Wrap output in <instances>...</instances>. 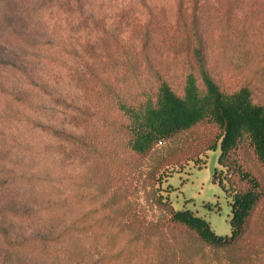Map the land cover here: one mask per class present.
<instances>
[{
    "label": "trees",
    "instance_id": "obj_1",
    "mask_svg": "<svg viewBox=\"0 0 264 264\" xmlns=\"http://www.w3.org/2000/svg\"><path fill=\"white\" fill-rule=\"evenodd\" d=\"M210 1L0 0L2 264H131L138 257L148 264H212L205 258L214 250L242 247L264 183L233 153L248 139L264 169V103L253 100L254 77L264 75V48L254 46L256 34L251 38L247 28L231 44L226 33L241 21L239 2L216 10ZM253 13L262 16L264 8H250ZM122 24L133 31L117 32ZM252 25L248 29L259 32L264 20ZM217 40L223 42L214 46ZM184 45L183 61L172 58L167 66L160 52ZM218 47L227 65L250 73L238 87L218 73L226 65L215 59ZM171 68L188 71L183 95L165 78ZM202 123L217 131L209 141L194 133L156 155L159 143ZM219 146V164L245 184L233 193L231 235H218L190 209H174L161 192L171 167ZM48 154L54 162L41 173L36 161ZM148 155H156L151 168H136L134 158ZM87 157L94 158L90 193L102 179L100 161L108 179L101 208L83 214L80 162ZM136 186L147 189L146 206L119 196ZM102 209L115 211L107 224L98 222ZM260 228L263 235L264 221ZM100 231L108 235L97 236Z\"/></svg>",
    "mask_w": 264,
    "mask_h": 264
},
{
    "label": "rangeland",
    "instance_id": "obj_2",
    "mask_svg": "<svg viewBox=\"0 0 264 264\" xmlns=\"http://www.w3.org/2000/svg\"><path fill=\"white\" fill-rule=\"evenodd\" d=\"M140 1V0H138ZM232 0H211V5L217 9H223L228 3ZM239 5L237 6V11L240 16V23L237 24L236 27H232L230 32L226 33L227 40L232 44V40L238 39L244 35V29L247 28V32L251 35V38L256 34V42L254 46L263 47L264 48V33L260 28L259 32L249 30L248 28L253 27V23L263 21L264 13L262 16L259 14L253 13L251 16L250 8L261 10L264 8L262 4V0H237ZM264 3V0H263ZM222 4L224 6H222ZM256 11V10H255ZM161 19H165L163 14H159ZM253 17V18H252ZM252 23V24H251ZM126 25V24H125ZM121 25V27L117 28V32L125 30L129 25L125 26ZM127 27V28H126ZM125 28V29H122ZM129 31H133L131 27L128 28ZM126 31V30H125ZM179 39H182L183 35H180ZM222 40H217V43L214 46L222 44ZM252 46V44L250 45ZM231 47L228 46V49ZM222 48H217L214 53H216V60L222 62V64H226L229 60L223 58L221 52ZM186 46L184 45L178 51L173 52L170 50H166L165 53L160 52L164 61H166V65L169 66V61L179 59V62L183 61L182 55L185 54ZM182 52V53H181ZM220 53V54H219ZM44 55V54H43ZM261 64L264 66V57H261ZM41 61V59H40ZM39 66L41 65V62ZM174 68H171L172 71ZM165 72V78L168 79V82L171 84L173 89L180 95L184 94V86H185V78L187 74V70L177 69L172 72ZM167 73V74H166ZM219 74L223 76V79L228 83H232L233 86H239L240 81L244 80L246 77L250 76V73L245 74L240 72L239 69H234L232 65H225L222 68H219ZM0 74L5 75V70L0 67ZM260 75V74H259ZM264 78V75H261ZM254 77L255 80H259V82H254L255 86V95L253 96V100L255 102L264 103V79L263 78ZM155 76H150L148 79V84L152 85V89L155 90L157 86V81ZM198 133L204 142L209 141L208 138L216 135L217 131L212 125L208 123H202L197 126V128L192 132H181L178 136L171 139L170 141H166L164 143H159L156 147V155L167 153L171 149H175L180 144L185 141H191L194 138L193 134ZM221 152L220 146L217 149H210L200 153L194 159L187 161L182 166H173L170 168L168 173H165L162 177L161 188L162 195H164L169 204L176 210L190 209L196 215H199L205 218L210 222L211 227L218 235H231L232 234V226H231V216H232V207L231 203L233 201V193L235 189L243 188V182H235L232 178L231 171L228 167L220 165L218 158ZM155 156L150 157H135L134 161L138 169L146 172L155 162ZM49 154L45 157L38 156L35 166L40 170L41 173L47 169L48 164L54 162L51 158L48 157ZM256 154L253 151L252 146L249 144L248 139H244L239 148L233 153V158L236 161L241 162L244 167L248 170L253 171L262 179L264 183V169L259 166L254 160H256ZM124 158L129 160L131 156L125 155ZM94 158L87 157L82 162H80L81 173L83 174V214L86 213L94 206H99L101 208V204L104 202V196L106 194H102V186L105 181L108 179V168L105 163L100 161V172L102 174V179H100V183L98 185V189L94 193H90L91 191V183L90 176L93 172L91 161ZM132 160V163L134 164ZM54 166L53 164L51 167ZM77 165L70 166V172L73 175L77 173ZM72 170V171H71ZM83 171V172H82ZM80 173V175H81ZM72 177L68 175V186L74 188ZM107 178V179H106ZM70 180V183H69ZM47 181L40 180L39 185H43ZM119 182H115L113 185H118ZM147 189L144 186H136L134 191H125L120 192L119 196L124 197L128 196L129 199L137 198L139 203H143L144 206L147 205V196L145 195V191ZM5 195V194H4ZM71 195L68 198V202L70 204H74L71 201ZM4 197L3 195L1 198ZM98 198L97 202L95 198ZM75 205V204H74ZM103 211L106 212V209L100 210L98 213L99 223L107 224L106 217L111 215L110 213H114L115 211L106 212L103 214ZM109 214V215H107ZM118 216V214H117ZM85 221H88V218L85 217ZM264 221V199L260 203V207L257 210L255 217L253 219V225L251 229V233L248 238L245 239L241 243V248L236 249H216L209 255H206L205 260L212 264H231L232 262H237L238 264H264V234L261 235V225ZM255 230V232L252 231ZM91 233V232H88ZM97 236H105L106 231H100L95 233ZM91 236L85 237L87 241H90ZM1 257V255H0ZM219 261V262H217ZM0 264H2L0 262ZM124 264V263H122ZM131 264H148L145 261V257H138L133 260Z\"/></svg>",
    "mask_w": 264,
    "mask_h": 264
}]
</instances>
